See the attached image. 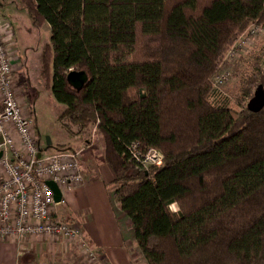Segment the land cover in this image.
Here are the masks:
<instances>
[{"label":"trees","instance_id":"1","mask_svg":"<svg viewBox=\"0 0 264 264\" xmlns=\"http://www.w3.org/2000/svg\"><path fill=\"white\" fill-rule=\"evenodd\" d=\"M18 8L34 28L49 26L40 78L57 121L72 135L96 127L145 263L264 264V107L246 108L264 88V38L232 67L231 100L211 90L214 78L228 81L227 71L216 74L239 37L264 25V0H20ZM70 71L88 76L79 92L67 85ZM132 144L141 155L158 151L161 165L136 170Z\"/></svg>","mask_w":264,"mask_h":264},{"label":"built area","instance_id":"2","mask_svg":"<svg viewBox=\"0 0 264 264\" xmlns=\"http://www.w3.org/2000/svg\"><path fill=\"white\" fill-rule=\"evenodd\" d=\"M10 27L0 14V241L22 244L28 238L41 236L79 240L81 253L93 260L80 228L58 217L54 210L65 203V191L83 183L81 151L43 153L33 117L25 112L16 95ZM248 34L255 36V29ZM224 78L225 75L216 77L217 84ZM95 130L93 127V133ZM129 154L136 170L147 171L162 162L158 151L149 149L141 155L135 144L129 147ZM47 182L58 188L59 203L54 202Z\"/></svg>","mask_w":264,"mask_h":264},{"label":"crops","instance_id":"3","mask_svg":"<svg viewBox=\"0 0 264 264\" xmlns=\"http://www.w3.org/2000/svg\"><path fill=\"white\" fill-rule=\"evenodd\" d=\"M13 77L17 95L15 74ZM44 143L45 150L52 146L51 141L47 146L46 139ZM86 145L77 150L81 151L79 164L83 183L63 193L65 203L55 207L56 215L80 228L94 256L92 262H85L146 264L133 240L129 221L117 208L113 174L103 161V153L92 154L93 145L90 142ZM81 255L79 240L41 236L28 238L22 244L0 241V264H81Z\"/></svg>","mask_w":264,"mask_h":264},{"label":"rangeland","instance_id":"4","mask_svg":"<svg viewBox=\"0 0 264 264\" xmlns=\"http://www.w3.org/2000/svg\"><path fill=\"white\" fill-rule=\"evenodd\" d=\"M19 4L20 0H0V14L11 26V32L8 34V37L10 36V43L12 44L10 53L13 59V75L15 74V78L17 79V95L25 112L33 116L35 124L34 132L43 153L53 154L63 150L77 151L80 149V146L86 147L85 141L88 140L90 144L93 145L90 150L91 153L102 155V153H104V147L103 150H101L103 142L97 134V130L93 133L92 128L89 135L87 133L72 135L57 121V109L50 90L46 88L45 82L40 78L39 66L40 52L43 46L49 43L50 29L46 24L39 30L34 28L26 12L18 8ZM252 28L256 31L255 36L248 34ZM244 38L246 39L244 40ZM263 38L264 25L260 26L257 24L249 26L236 42L239 43L240 46L234 44L235 49L233 52L232 50L228 52L224 59V62L226 61L225 65H223L220 71L217 72L218 74H216L217 76L227 71L229 74V77L227 76L228 81L224 83L225 85L223 82L217 84V79L214 78L211 90L221 92L222 95L231 100L232 97L225 91L232 90L237 82V78L232 76V67L238 65L237 60L239 57L244 61V58H246L249 53L257 51L260 41ZM233 57L234 59H232ZM229 66L231 68H229ZM238 68L242 71L241 68L243 67L239 65ZM261 70L264 76V59L261 64ZM35 130L38 131V133H36ZM46 138L50 139L52 146L44 151V140ZM177 209L176 205L171 206V211H177ZM81 257V264H89V261L92 262V260H89L83 254ZM85 260L89 261L85 262Z\"/></svg>","mask_w":264,"mask_h":264},{"label":"water","instance_id":"5","mask_svg":"<svg viewBox=\"0 0 264 264\" xmlns=\"http://www.w3.org/2000/svg\"><path fill=\"white\" fill-rule=\"evenodd\" d=\"M66 82L67 85L72 90L79 92L88 82V76L84 71L81 72L70 71L66 76ZM263 107H264V88L260 85L255 89L252 98L247 103L246 108L251 113H258ZM46 144L47 146L50 144L48 138H46ZM46 184L53 193L54 202L56 204L59 203L61 194L58 188L56 187V185L52 182H47Z\"/></svg>","mask_w":264,"mask_h":264}]
</instances>
